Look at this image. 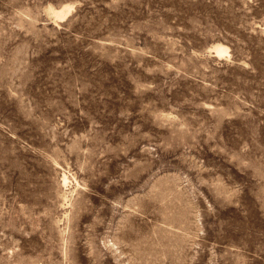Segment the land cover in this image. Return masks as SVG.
<instances>
[{
	"label": "rangeland",
	"instance_id": "1",
	"mask_svg": "<svg viewBox=\"0 0 264 264\" xmlns=\"http://www.w3.org/2000/svg\"><path fill=\"white\" fill-rule=\"evenodd\" d=\"M0 264H264V0H0Z\"/></svg>",
	"mask_w": 264,
	"mask_h": 264
},
{
	"label": "bare ground",
	"instance_id": "2",
	"mask_svg": "<svg viewBox=\"0 0 264 264\" xmlns=\"http://www.w3.org/2000/svg\"><path fill=\"white\" fill-rule=\"evenodd\" d=\"M72 9H73L72 5H61L58 8L49 7L48 13L50 15H53L55 19H62L65 16H67V14H69L72 11ZM211 48L213 49V52L215 53L216 57H223L228 54V48L220 43L213 44ZM61 183L64 188H66L68 185V178L64 173L62 174L61 177Z\"/></svg>",
	"mask_w": 264,
	"mask_h": 264
}]
</instances>
